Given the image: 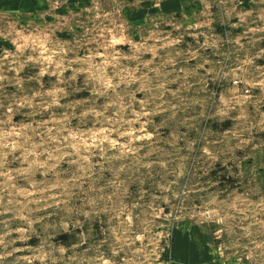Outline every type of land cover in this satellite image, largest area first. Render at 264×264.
<instances>
[{"label":"rangeland","instance_id":"374dc122","mask_svg":"<svg viewBox=\"0 0 264 264\" xmlns=\"http://www.w3.org/2000/svg\"><path fill=\"white\" fill-rule=\"evenodd\" d=\"M0 264H264V0H0Z\"/></svg>","mask_w":264,"mask_h":264}]
</instances>
